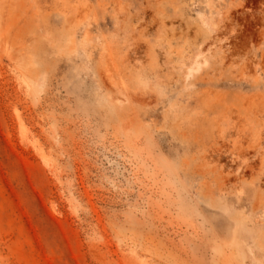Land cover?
<instances>
[{"label":"rangeland","instance_id":"1","mask_svg":"<svg viewBox=\"0 0 264 264\" xmlns=\"http://www.w3.org/2000/svg\"><path fill=\"white\" fill-rule=\"evenodd\" d=\"M0 264H264V0H0Z\"/></svg>","mask_w":264,"mask_h":264}]
</instances>
